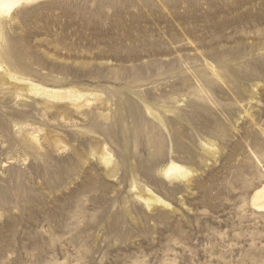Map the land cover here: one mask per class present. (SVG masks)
Instances as JSON below:
<instances>
[{"label":"rangeland","instance_id":"obj_1","mask_svg":"<svg viewBox=\"0 0 264 264\" xmlns=\"http://www.w3.org/2000/svg\"><path fill=\"white\" fill-rule=\"evenodd\" d=\"M0 66V264H264V0H39Z\"/></svg>","mask_w":264,"mask_h":264},{"label":"bare ground","instance_id":"obj_2","mask_svg":"<svg viewBox=\"0 0 264 264\" xmlns=\"http://www.w3.org/2000/svg\"><path fill=\"white\" fill-rule=\"evenodd\" d=\"M39 0H0V16L1 14H10L12 11H14L19 6H25L32 3H35ZM1 69V66H0ZM4 73L6 74L8 79H15L14 76L9 74L6 70H4ZM20 82H23L20 80ZM25 86H29L32 89H36L40 91L41 95L46 97L49 100H61V99H69L73 104L77 105L79 101H82L85 99V94L82 93L78 88H51V87H42L39 88L36 84L30 82V81H24ZM90 93V92H89ZM93 97H97L99 95L97 94H91ZM105 155V154H104ZM106 156V155H105ZM111 160V159H110ZM110 163V162H109ZM164 172L168 175L180 176L181 178L188 180L189 176L191 175L190 169L186 168L183 165H179L177 163L171 162L164 170ZM146 191L149 192L154 198L155 203H163L167 204L162 198L156 196L151 190L146 189ZM254 194V193H253ZM254 204L258 208L264 209V185H262L260 188H258L254 194ZM146 199V198H145ZM150 202L152 200L146 199V203L150 205ZM255 206V207H256Z\"/></svg>","mask_w":264,"mask_h":264}]
</instances>
